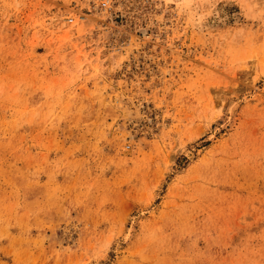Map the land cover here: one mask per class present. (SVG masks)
I'll use <instances>...</instances> for the list:
<instances>
[{
    "label": "rangeland",
    "instance_id": "obj_1",
    "mask_svg": "<svg viewBox=\"0 0 264 264\" xmlns=\"http://www.w3.org/2000/svg\"><path fill=\"white\" fill-rule=\"evenodd\" d=\"M0 264H264V0H0Z\"/></svg>",
    "mask_w": 264,
    "mask_h": 264
}]
</instances>
